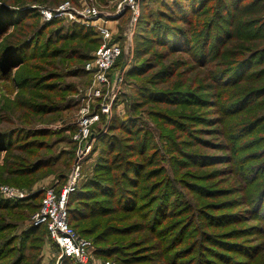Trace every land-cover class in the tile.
Instances as JSON below:
<instances>
[{
	"label": "rangeland",
	"instance_id": "1",
	"mask_svg": "<svg viewBox=\"0 0 264 264\" xmlns=\"http://www.w3.org/2000/svg\"><path fill=\"white\" fill-rule=\"evenodd\" d=\"M126 3L0 0V264L55 262L57 245L34 222L44 189L76 166L84 114L99 119L75 192L99 190L103 160L112 169L103 179L115 182L89 196L100 201L93 211L71 215L93 261L264 264V0H139L133 27ZM64 5V17H43ZM93 9L101 17L69 18ZM115 42L122 53L100 84L85 65ZM129 160L147 173L141 188L126 181ZM134 189L137 211L122 208ZM161 204L170 217H157Z\"/></svg>",
	"mask_w": 264,
	"mask_h": 264
},
{
	"label": "built area",
	"instance_id": "2",
	"mask_svg": "<svg viewBox=\"0 0 264 264\" xmlns=\"http://www.w3.org/2000/svg\"><path fill=\"white\" fill-rule=\"evenodd\" d=\"M125 7L130 9L132 12L130 25L133 27L139 22L141 17L139 0H127ZM125 7L123 9H125ZM121 8L122 6L119 5L118 9L121 10ZM70 10L72 9H69L64 5L54 10H42V15L46 20L58 19L60 17H64ZM85 13L86 14L77 13L75 18L73 16L74 13L72 12L70 13L69 18L77 20L79 15L81 17L85 15L86 18L91 16L101 17V12L95 9L89 10ZM82 22H84V20ZM101 32L104 33L105 38L111 37V32L107 31L105 28H101ZM133 32L134 31H132V33ZM124 44H126L125 41ZM121 53L122 48L120 46V42L103 44L95 52L93 60L89 61L85 67L90 72H97L95 76L96 80L100 84H106L109 82L106 74L119 58ZM99 92L100 90L98 89L97 93ZM105 110L106 109L103 107V111ZM98 119V114H84L80 119V129L76 139L81 146L79 147V151L77 153L78 158L76 160V166L74 167L73 172L68 176L66 182H64L60 188L59 184H56L44 189L41 207L35 217L34 223L37 225H45L48 229L50 238L58 247L59 254L53 264H63V260L67 258H71L78 264H114L110 261H93L90 251V241L87 238L80 236L69 220V201L71 195L77 189L80 177L79 161L82 160L90 150V145H88L87 141L91 136L90 128Z\"/></svg>",
	"mask_w": 264,
	"mask_h": 264
},
{
	"label": "trees",
	"instance_id": "3",
	"mask_svg": "<svg viewBox=\"0 0 264 264\" xmlns=\"http://www.w3.org/2000/svg\"><path fill=\"white\" fill-rule=\"evenodd\" d=\"M143 17H144V14H143V12H141V17H140V20H139V24L140 23L141 24L143 23ZM53 21H56V20H53ZM157 26L158 27L156 29V33H158V35H159V33L160 34H166L165 31H166L167 26H166V24L164 22H162V24H160V22H158L157 23ZM83 29H84L83 33L85 34V36L86 35H92L93 36L95 34L94 30L90 29V27H87V28H84L83 27ZM169 33H171V31L170 32H167V34H166L167 37H169L168 36ZM174 34L176 35L175 32H174ZM36 41H37V38L34 39V40H32V42H26L25 45H26V47L27 46L34 47L35 44H36ZM212 45L215 46V42H212ZM118 61H119V59H118ZM175 91H178V90H175ZM147 93L152 94V95L153 94H157V92H155V93L154 92H147ZM171 93H172V95H174V97H176L175 95H180V94H182L184 92H171ZM187 94L190 95L191 97L193 95V93H189V92H187ZM163 96H165V95H163ZM110 151H112V146H110ZM114 151H115V149H113V151L111 153H114ZM200 155L201 154H197L195 156H200ZM103 162H104L105 165L99 164V165H101L100 172H99V176L100 177L97 178V179H95V181L93 180V183H91V185H93V187L96 186V187H98L99 190H97L95 192V190L93 188H90L92 186L87 185V186L82 187V189H81V191L79 193L74 192L71 195V198H70V201H69L70 203H72V202L74 203V201H76L78 199L77 206L74 209L71 208V204L69 203V220H70L71 225L74 228H75V225L73 224V221L71 219V215L73 214V212L76 211V210H77V212H80V213H85L88 210L93 211L94 208L91 207L92 205H94L93 203H96V204H99L100 203V201L94 200L95 199L94 197H99L103 193H106V194L107 193H110L111 191H110V189L108 187H106V185L108 183H113V184L115 183V182H112L113 179L110 178V177L103 179L104 177H107L109 173H112V169H111V166H110L111 165V162L108 161V160H106V161L103 160ZM129 164L132 165V171H133V173L132 172L131 173L128 172L126 174V181H128L129 184H131L134 188L135 187L141 188V186H142L141 184H143L145 182V180L147 179V173L145 174L143 172V170H142L143 168H142V165L141 164H139V163H137V162H135L133 160L127 161V165H129ZM101 178L103 180H101L99 182L98 180L101 179ZM109 187L111 188V190L113 192V187L110 186V185H109ZM127 191L128 190H127V187H126L125 193L122 194V200L126 197ZM133 192L134 193H132V195L125 202H122L121 201V205L122 206L124 205L122 208L127 209V207H129L131 209L134 208V211H137L136 205L138 204L137 203L138 202V198L141 199L142 198V195L139 194V191L136 192L135 189H134ZM75 195H78V196L74 199ZM90 195H91V197L89 198ZM88 198L89 199L94 198V199L93 200H88ZM2 202H3V200L0 199V203H2ZM258 203L260 205H262L264 203V198H263L262 201H259ZM83 206H88V210L87 209H84ZM140 208H141V206H139L138 209L140 210ZM155 209H156V213L159 211V213L157 214V217H160L161 215H164V216L167 215V217H170V215L173 214V210L172 209H171L170 213H169V211H168L167 208L164 209V204L158 205ZM162 210H163V213L160 214L162 212ZM77 216H79V214ZM74 217H76V216L74 215ZM221 217H223V216L218 217V219L221 218ZM153 221H155V218H153ZM160 224H161V222H158V223L153 222L154 227L151 228L150 230L153 231L154 234L157 233V234H155V236L159 237L160 241H165L166 239L163 238V236H161V235H163V233H165L167 231L166 230H162V231L161 230H158V228L156 226L157 225L160 226ZM39 228L44 229V230H46L48 232V229H47V227L45 225H40ZM32 231L30 230L28 232V234L31 233ZM78 233L81 236H84V234H82L80 232H78ZM180 235H181V233H180ZM48 236L50 237L49 232H48ZM181 238H182V236H181ZM21 260H23V256H21V257L18 258V262L17 263H19ZM69 263H73L74 264L76 262L74 260H71ZM76 264H78V263H76Z\"/></svg>",
	"mask_w": 264,
	"mask_h": 264
}]
</instances>
